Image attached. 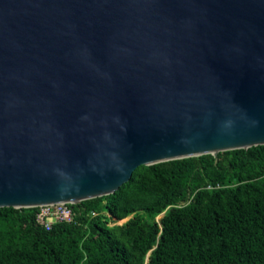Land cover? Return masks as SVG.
Here are the masks:
<instances>
[{
	"label": "water",
	"instance_id": "1",
	"mask_svg": "<svg viewBox=\"0 0 264 264\" xmlns=\"http://www.w3.org/2000/svg\"><path fill=\"white\" fill-rule=\"evenodd\" d=\"M257 146L264 0H0V209Z\"/></svg>",
	"mask_w": 264,
	"mask_h": 264
},
{
	"label": "trees",
	"instance_id": "2",
	"mask_svg": "<svg viewBox=\"0 0 264 264\" xmlns=\"http://www.w3.org/2000/svg\"><path fill=\"white\" fill-rule=\"evenodd\" d=\"M70 207L50 230L1 208L0 264H264V146L141 166Z\"/></svg>",
	"mask_w": 264,
	"mask_h": 264
},
{
	"label": "built area",
	"instance_id": "3",
	"mask_svg": "<svg viewBox=\"0 0 264 264\" xmlns=\"http://www.w3.org/2000/svg\"><path fill=\"white\" fill-rule=\"evenodd\" d=\"M70 206L63 203L40 206L37 208L36 222L46 230L57 223H72L75 216Z\"/></svg>",
	"mask_w": 264,
	"mask_h": 264
},
{
	"label": "rangeland",
	"instance_id": "4",
	"mask_svg": "<svg viewBox=\"0 0 264 264\" xmlns=\"http://www.w3.org/2000/svg\"><path fill=\"white\" fill-rule=\"evenodd\" d=\"M127 221V219L126 220H123V221H121V222H119L118 224H123V223H125Z\"/></svg>",
	"mask_w": 264,
	"mask_h": 264
}]
</instances>
